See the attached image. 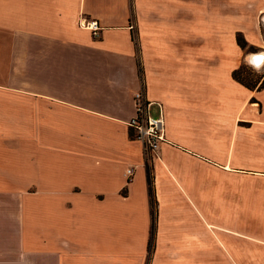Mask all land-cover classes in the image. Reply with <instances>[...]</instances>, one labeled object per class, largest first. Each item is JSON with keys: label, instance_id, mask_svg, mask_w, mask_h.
I'll return each mask as SVG.
<instances>
[{"label": "crops", "instance_id": "crops-1", "mask_svg": "<svg viewBox=\"0 0 264 264\" xmlns=\"http://www.w3.org/2000/svg\"><path fill=\"white\" fill-rule=\"evenodd\" d=\"M239 34L264 48V0H0V264H264ZM139 92L166 123L150 162Z\"/></svg>", "mask_w": 264, "mask_h": 264}, {"label": "built area", "instance_id": "built-area-1", "mask_svg": "<svg viewBox=\"0 0 264 264\" xmlns=\"http://www.w3.org/2000/svg\"><path fill=\"white\" fill-rule=\"evenodd\" d=\"M82 27L91 30L95 36L98 35L100 27L97 22H85ZM136 117L129 123L134 132L135 139L143 146L147 158H153L160 150L161 145L166 142V123L163 116L152 117L148 113L149 104L145 101L142 92L135 96ZM128 178L133 176V170L127 171Z\"/></svg>", "mask_w": 264, "mask_h": 264}, {"label": "rangeland", "instance_id": "rangeland-1", "mask_svg": "<svg viewBox=\"0 0 264 264\" xmlns=\"http://www.w3.org/2000/svg\"><path fill=\"white\" fill-rule=\"evenodd\" d=\"M248 54H247V61L243 64V66L241 67V76L248 81L249 83L255 84L257 85L258 79H262L264 77V66L259 69V68H255L253 67L250 62L249 59L251 56L255 55V54H260V53H264V48L261 49H255V48H249L248 47L245 49ZM151 158H148V162H150Z\"/></svg>", "mask_w": 264, "mask_h": 264}, {"label": "trees", "instance_id": "trees-1", "mask_svg": "<svg viewBox=\"0 0 264 264\" xmlns=\"http://www.w3.org/2000/svg\"><path fill=\"white\" fill-rule=\"evenodd\" d=\"M237 41H238V44L239 46L242 48V49H246L247 48V43L245 42V40L243 39L242 35H238L237 36ZM241 70L239 69L238 71H236L233 76L234 78L239 81L240 83H242L243 85H245L246 87H248L249 89H255L258 84L260 83L261 80L258 79V84L255 85V84H252V83H249L248 81H246L240 74ZM260 89H264V80L262 81V83L260 84ZM148 184H149V192H150V196H151V203H152V207L154 208V202H153V189H152V180L150 178V175L148 177ZM153 217H154V212H153Z\"/></svg>", "mask_w": 264, "mask_h": 264}, {"label": "bare ground", "instance_id": "bare-ground-1", "mask_svg": "<svg viewBox=\"0 0 264 264\" xmlns=\"http://www.w3.org/2000/svg\"><path fill=\"white\" fill-rule=\"evenodd\" d=\"M257 55L260 57L259 60H256V58H255V56H257ZM262 60H264V54H255V55H253V56L249 59V62H250L251 64H254V65L259 66V65H260V62H261Z\"/></svg>", "mask_w": 264, "mask_h": 264}, {"label": "water", "instance_id": "water-1", "mask_svg": "<svg viewBox=\"0 0 264 264\" xmlns=\"http://www.w3.org/2000/svg\"><path fill=\"white\" fill-rule=\"evenodd\" d=\"M255 58H256V60H259L260 59V57L257 55V56H255ZM251 64V63H250ZM253 67H255V68H259V69H261L263 66H264V60H262L261 62H260V65L259 66H257V65H254V64H251Z\"/></svg>", "mask_w": 264, "mask_h": 264}]
</instances>
